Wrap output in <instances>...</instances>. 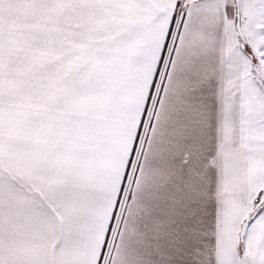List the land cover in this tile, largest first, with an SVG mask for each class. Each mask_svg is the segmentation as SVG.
<instances>
[{"label": "crops", "instance_id": "obj_1", "mask_svg": "<svg viewBox=\"0 0 264 264\" xmlns=\"http://www.w3.org/2000/svg\"><path fill=\"white\" fill-rule=\"evenodd\" d=\"M13 2L0 0V17ZM258 2L116 4L121 22L108 23L105 46L120 53V62L107 58L99 69L112 71L111 78L91 79L89 105L76 117L92 135L84 151L94 152L96 144L101 152L86 162L68 157H74L70 173L57 171L58 201L42 209L40 223L11 220L13 229L53 241L52 258L50 243H43V264H208L228 183L229 191L242 180L252 184L255 204L264 197V10ZM100 5L113 12L112 0L61 1L73 7V17L93 16ZM40 150L34 160L27 157L26 169L44 181ZM10 159L16 166L13 154ZM225 165L233 167V179ZM259 203L257 216L264 198Z\"/></svg>", "mask_w": 264, "mask_h": 264}, {"label": "rangeland", "instance_id": "obj_2", "mask_svg": "<svg viewBox=\"0 0 264 264\" xmlns=\"http://www.w3.org/2000/svg\"><path fill=\"white\" fill-rule=\"evenodd\" d=\"M61 1L16 0L11 8L2 7L1 10L0 205L3 216L0 221V264H43V243H50L52 258L51 239L43 240L42 232L34 236L19 232L11 227V220L17 216L20 222L30 218L40 223L42 209L47 210L50 204L58 201L54 176L57 171L70 173L67 163L74 157L69 160L68 157L76 154L77 159L86 162L101 152L96 144L93 145L96 147L94 152L84 151V141L92 135L87 121L84 118L79 121L76 117L83 105H89L91 79L111 78L112 71L99 68L105 67L108 57L115 59L112 62H120L117 56L120 53L106 52L105 37L108 23L115 28L116 22H121V14L116 12L120 9L116 4L121 0H112L113 12L100 5L95 15L86 17L77 13L73 17V7L63 8ZM245 1L248 0H242V3ZM258 1L264 10V0ZM76 11H80L79 6ZM142 77L146 79L145 74ZM93 89L96 91L99 87ZM109 89L117 94V86ZM42 147L46 158L44 181L33 176V168L30 173L26 169L27 157L34 160ZM11 154L17 159L14 167L10 165ZM225 166L226 174L233 179V167ZM13 168L14 182L10 177ZM244 182L242 185V180L231 191L228 183L224 200L221 194L218 209L221 227L212 234L208 264H264V210L258 216L254 214L264 197L256 204L252 202L253 185ZM120 215L115 220L111 239L115 236ZM247 219L250 222L241 246L239 233Z\"/></svg>", "mask_w": 264, "mask_h": 264}, {"label": "water", "instance_id": "obj_3", "mask_svg": "<svg viewBox=\"0 0 264 264\" xmlns=\"http://www.w3.org/2000/svg\"><path fill=\"white\" fill-rule=\"evenodd\" d=\"M254 214H256V213H254ZM249 222H250V220L247 219V220L243 223V225H242V227H241V229H240V233H239V239H240V241H243V240H244V236H245V233H246L247 227H248V225H249Z\"/></svg>", "mask_w": 264, "mask_h": 264}, {"label": "trees", "instance_id": "obj_4", "mask_svg": "<svg viewBox=\"0 0 264 264\" xmlns=\"http://www.w3.org/2000/svg\"><path fill=\"white\" fill-rule=\"evenodd\" d=\"M260 209H261V206H259V207L256 209V211H255L254 213L257 214V213L260 211ZM242 244H243V241H240V242H239V245L242 246ZM241 246H239L240 253L242 252V250H241Z\"/></svg>", "mask_w": 264, "mask_h": 264}]
</instances>
